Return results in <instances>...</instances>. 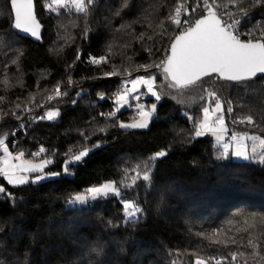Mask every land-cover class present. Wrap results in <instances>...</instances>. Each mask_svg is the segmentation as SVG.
<instances>
[{
  "label": "trees",
  "instance_id": "trees-1",
  "mask_svg": "<svg viewBox=\"0 0 264 264\" xmlns=\"http://www.w3.org/2000/svg\"><path fill=\"white\" fill-rule=\"evenodd\" d=\"M49 2L34 0L43 26L38 43L12 29L9 0H0V137L27 159L52 160L46 173H59L18 187L0 178V185L12 194L0 195V264H193L197 254L224 257L223 264H264V164L231 155L218 159L221 151L212 135L193 138L195 125L188 119L202 118L201 97L207 88L223 102L231 132L264 138V75L251 87L206 77L201 86L178 92L166 86L162 68L154 66L166 58L171 40L181 31L167 19L175 15L178 0H129L119 16L114 12L123 0H94L87 15L74 9L49 13ZM180 3L189 12L201 5L191 15L182 12L180 19L194 23L206 14L202 0ZM250 5L251 0H244L250 18L264 14V3ZM228 7L239 13L237 7ZM161 21L168 29L163 36L157 35ZM101 56L108 62L90 63V58ZM142 65L149 66L147 71ZM114 69L117 75L105 76ZM137 75L155 77L154 90L162 98L145 100H156L147 128L121 129L101 114L115 108L113 99L122 81ZM58 83L67 95L49 101ZM229 100L231 114L226 111ZM56 109L57 119H39ZM248 115L255 127L233 122ZM117 116L127 122L135 114L129 108ZM41 147L46 151L33 156ZM84 147L91 149L87 157L64 174V161ZM161 150L167 155L153 163L150 185L141 180L133 189H122L125 199L143 209L136 220L126 221L122 204L113 197L85 205L68 203L90 187L119 183L125 168L143 164ZM251 214L256 216L255 227L238 231L247 227L243 222ZM214 229L222 230L219 239L236 243L222 247L197 235ZM249 239L255 248L249 247ZM231 252L244 255L233 262Z\"/></svg>",
  "mask_w": 264,
  "mask_h": 264
},
{
  "label": "snow or ice",
  "instance_id": "snow-or-ice-1",
  "mask_svg": "<svg viewBox=\"0 0 264 264\" xmlns=\"http://www.w3.org/2000/svg\"><path fill=\"white\" fill-rule=\"evenodd\" d=\"M94 3V0H50L45 4V10L49 13L60 15L61 11L71 12L73 9L78 14L87 15L89 6ZM129 0H123L121 6L114 12V15L119 16L124 8L128 6ZM264 3V0H251L250 6H255ZM12 13L14 14V20L12 27L16 30L23 31L30 34L36 40L41 39V25L36 19V15L33 11V0H10ZM204 13L200 18L196 19L194 23L190 22L187 18L180 19L182 12L187 16L197 12L201 5L192 7L191 11L185 4L180 3L178 0L177 7L175 9V15L169 16L167 19L171 24L175 25L178 29H181L180 34L176 35L170 45V54L166 56L164 60L158 65H154L156 68H162L164 73V79L167 82L166 86L182 92L185 89L195 88L201 86L204 82V78H216L222 81H229L234 84H243L247 87H251L252 84L264 75V30L251 29L247 33L250 37L248 40H242L240 38V25L242 19L236 18L231 12H220V8H227L229 4L233 7H237L242 17L248 16V8L244 6V0H227V3L220 5L217 4V0H202ZM223 15H227L231 22L222 19ZM187 25L184 29L182 26ZM124 27V26H122ZM158 27L161 28V32L157 35L163 36L167 33L168 29L165 28L164 22L161 21ZM119 31V29H118ZM259 31V36L254 35ZM85 34L87 35V29ZM144 34H141V39ZM2 39V37H0ZM148 39H152L151 36ZM150 51V49H145ZM80 59V54H77V60ZM13 60V63H16ZM107 58L101 56L99 58H90V63L100 65L107 63ZM71 67V66H70ZM147 71L149 66H140ZM117 70H113L110 73H105V76L117 75ZM130 76L131 73H128ZM155 77L152 76H137L135 79L126 81V84H130V88H124L121 92L117 93L114 97V103L116 107L107 114H101L106 119L114 120L118 122V126L121 129H143L149 126L151 118L156 111V105L153 104L150 110H146L143 104H136V114L139 119L134 122L126 123L118 121L117 113L129 106V101L132 99L139 100L140 95H131L138 93L141 86H146L148 93L159 101L162 97L156 90H154ZM69 85L73 83L71 77L68 81ZM204 92L206 97H201L204 101V106L201 108L202 119L197 120L195 116H189L188 119L192 120L195 125L194 137H200L205 133H211L215 136L217 144L223 149L218 154V159H227L229 155L243 159L253 160L256 159L259 163L264 164V153H257V144L264 148V138L249 135L247 133L237 134L231 133V141L223 142L225 135L229 130L225 122V109L223 102L221 101L218 93L214 90L205 88ZM67 95L66 92L61 91L59 83L55 89L54 96H48L49 101ZM3 98H0L2 100ZM101 99H104L101 96ZM75 103V101H73ZM232 102L228 101L227 113L231 114L234 109L231 106ZM19 108L20 106L17 105ZM16 115L15 113H12ZM59 117V110H49L43 117L39 119L55 120ZM244 124L247 123L256 126V122L252 115H248L238 120L233 121ZM99 131H106L105 128H100ZM83 135V133H82ZM85 139L89 137L85 136ZM245 141H252L251 154L248 151V144ZM230 143L235 145L234 150L229 152ZM93 147H99V144ZM46 151L43 147L39 152L33 153V156H39L41 152ZM91 149L84 147L83 150L77 154L72 155L70 159L64 161L63 172L64 174L70 173L71 166L80 163L89 154ZM167 155L166 150L156 152L149 158L148 161L143 164L137 163L134 166H130L124 169V179L119 183L115 181H108L100 186L90 187L85 193H79L74 195L69 201V204L85 205L91 201H97L100 199H107L113 197L119 199L122 204L125 220L132 222L138 218V214L143 212V209L134 201L124 198V192L122 189H133L137 186L138 181L151 183V173L153 170V163ZM26 154L21 151L13 156L6 146L5 138L0 137V176L7 181L8 185L18 187L27 183H38L43 179H47L49 176H56L59 173H44V169L48 164L52 163V160H41L40 163H34L32 160L25 158ZM17 161L14 163L13 161ZM134 175L129 176V173ZM25 173V175H21ZM28 173H38L35 176L30 177L26 175ZM43 173V174H40ZM125 180H130V183H125ZM0 195H7L11 197V193H7L3 186H0ZM252 221V223H249ZM229 223H232L229 221ZM247 227L239 229L238 231L247 232L249 228L255 227L256 216L251 214L246 217L243 222ZM260 223L264 224V217L260 219ZM221 229H214L212 233H197L210 243L220 245L222 247H228L229 242L236 243L232 238L227 240L219 239ZM249 247L255 248L253 241L249 239ZM233 262L237 261L239 257L244 253L231 252L229 253ZM257 255L253 252L251 256L254 258ZM224 257H217L209 255L207 257L196 255V259L193 264H223ZM264 259V257H261ZM173 264H178V261H173Z\"/></svg>",
  "mask_w": 264,
  "mask_h": 264
},
{
  "label": "built area",
  "instance_id": "built-area-1",
  "mask_svg": "<svg viewBox=\"0 0 264 264\" xmlns=\"http://www.w3.org/2000/svg\"><path fill=\"white\" fill-rule=\"evenodd\" d=\"M209 3H211V0H209ZM231 12L234 14V16L236 18H240L242 19V23L240 25L239 31H240V38L242 40H248L250 37L247 35V33L249 32V30L251 29H259V30H264V14H260V15H254L253 17H249L250 13H248V16L246 18L242 17L240 13H237V11L234 10V8L232 7H227L226 9L221 7L220 8V12ZM222 19L231 22L230 18L227 15H223ZM254 35L256 37L259 36V31L255 32ZM89 60V59H88ZM136 104H144L142 101H135L134 104L132 105V110L134 112L135 115L137 110H136ZM46 113V112H45ZM45 113H43L40 117H43L45 115ZM42 121H45L47 119H41ZM231 140V134H229L228 136L224 137V141L225 142H229Z\"/></svg>",
  "mask_w": 264,
  "mask_h": 264
},
{
  "label": "rangeland",
  "instance_id": "rangeland-1",
  "mask_svg": "<svg viewBox=\"0 0 264 264\" xmlns=\"http://www.w3.org/2000/svg\"><path fill=\"white\" fill-rule=\"evenodd\" d=\"M137 76H142V75H137ZM137 76H133V77L125 78V79L122 81L121 91H122L124 88H130L131 85H130V84H126L125 82L128 81V80H131V79H135ZM149 76H152V75H149ZM145 77H148V76H145ZM152 77H153V76H152ZM121 91H120V92H121ZM137 94L140 95V99H139V100H135V99L130 100V101H129V106H125V107L122 108L121 110L132 108V105L134 104L135 101H142V102L144 103L143 105L145 106V109H146V110H150V109H151V106H152L153 104L156 105V100H155L154 102H149V104H146V102H145L146 99H148V98H154V99H156L154 96H152L150 93H148V89H147L146 86H141L140 89L138 90V93H133V94H131V95H137ZM113 102H114V99H113ZM114 107H116L115 103H114ZM121 110H120V111H121ZM136 119H139V117H138L137 115H135L134 117H132V118H131L129 121H127L126 123L134 122ZM201 119H202V118H201ZM227 128H228V127H227ZM143 129H144V128H143ZM228 130H229V132H228V134L225 135V136H228L230 133H232L231 130H230L229 128H228ZM233 132H235V133H237V134H243V133H238V132H236V131H233ZM210 134H211V133H210ZM211 135H212V134H211ZM249 135H254V134H249ZM255 136H256V135H255ZM212 137H213V140H214V144L216 145V147L218 148V150L222 151L223 149L217 144L216 139H215V136L212 135ZM258 137H259V136H258ZM230 141H231V140H230ZM230 141H229V142H230ZM223 142H225V141H222V143H223ZM245 143L248 144V146H249L248 151H249V154H251V145L253 144V142H252V141H245ZM256 144H257V153H258V154H259V153H264V148H261V147L259 146V142H258V141L256 142ZM234 148H235V145L230 143L229 151L231 152L232 150H234ZM232 157H233V156H232ZM233 158H235V159H239V158H236V157H233ZM45 160H46V159H45ZM240 160H243V159H240ZM253 160H256V159H253ZM107 182H108V181H107ZM104 183H106V182H104ZM104 183H102V184H104ZM102 184H101V185H102ZM99 186H100V185H99ZM70 205H74V204H70ZM77 205H78V204H77Z\"/></svg>",
  "mask_w": 264,
  "mask_h": 264
},
{
  "label": "water",
  "instance_id": "water-1",
  "mask_svg": "<svg viewBox=\"0 0 264 264\" xmlns=\"http://www.w3.org/2000/svg\"><path fill=\"white\" fill-rule=\"evenodd\" d=\"M9 3H10V0H9ZM10 7H11V4H10ZM11 10H12V9H11ZM33 11H34V13H35V3H34V0H33ZM12 14H13V13H12ZM35 15H36V14H35ZM36 19L38 20L37 16H36ZM13 20H14V14H13ZM38 22L40 23L39 20H38ZM12 24H13V21H12ZM40 25H41V29H40L41 39H40V40H36L34 37H31L30 34H27V33L23 32V31H20V30H16V29H14L13 27H12V29H13L15 32H17L18 34H20V35H22V36H24V37H26V38H28V39H31L32 41H35V42L41 43V42H42L43 26H42L41 23H40ZM179 34H180V33H178L177 35H179ZM174 38H175V36H174L173 39L171 40L170 45H171L172 41L174 40ZM170 45H169V49H170ZM169 49H168V54H167V55L170 54Z\"/></svg>",
  "mask_w": 264,
  "mask_h": 264
},
{
  "label": "crops",
  "instance_id": "crops-1",
  "mask_svg": "<svg viewBox=\"0 0 264 264\" xmlns=\"http://www.w3.org/2000/svg\"><path fill=\"white\" fill-rule=\"evenodd\" d=\"M6 143V142H5ZM6 146L8 147V145H7V143H6ZM9 148V147H8ZM9 151L13 154V156H15L16 154H18V153H14V152H12L10 149H9ZM34 163H40L41 162V160H45L44 158H35V159H31ZM14 163H16L17 161H13ZM47 167V166H46ZM46 167H45V169H46ZM45 169H44V173H46V171H45ZM38 173H28V174H26V175H29L30 177H32V176H35V175H37ZM40 174H43V173H40ZM21 175H25V173H21ZM57 176V175H56ZM53 177H55V176H49L47 179H43V180H41V181H39L38 183H40V182H43V181H46V180H48V179H51V178H53ZM0 178H3V176H0ZM4 179V178H3ZM4 181L5 182H7L5 179H4ZM1 186V185H0Z\"/></svg>",
  "mask_w": 264,
  "mask_h": 264
}]
</instances>
